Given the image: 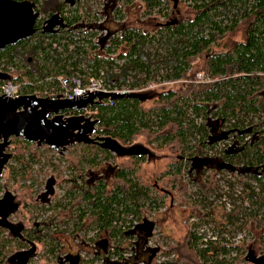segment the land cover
<instances>
[{"label": "trees", "instance_id": "obj_1", "mask_svg": "<svg viewBox=\"0 0 264 264\" xmlns=\"http://www.w3.org/2000/svg\"><path fill=\"white\" fill-rule=\"evenodd\" d=\"M65 1L74 3V0ZM189 1L194 17L176 24H173V20L167 22L161 26L163 28L159 32L167 39L165 44L168 54L164 62L166 69L170 71L166 73L167 81L191 79L194 83L195 72L202 73L208 80L206 83L187 86L182 95L175 91L156 92L144 89L145 81L138 76L144 74L148 79L147 77L152 74L151 54L147 51L146 45L152 44L155 40L154 37L149 38L140 31L126 30L121 38H116L107 24L95 26V29L106 31L108 34L101 39V47L106 39L111 37V44L107 48L108 54H115L121 47L123 50L116 58L96 56L88 60V45L92 50L96 49L97 45L92 44L88 38L93 36L91 34L88 36L74 34L77 29L74 25L79 20L77 9L70 18L47 15L46 20L39 19L36 25L37 33L34 36L0 51V67L3 66L2 68L8 73L7 78L1 83L17 85L19 95L51 98L63 93L60 83L62 80H67L69 89L72 90L75 81H80L82 87H85L92 80L102 79L110 92L125 91L130 97L106 100L102 105L92 107L85 113L69 111L65 115L87 116L91 113L92 117L99 121L96 133L99 137L107 138L125 148L136 146L147 149L152 154H155L153 149L162 152L183 148V151H192L189 155L191 158H188L191 168L208 167L211 170L209 178L212 181L217 173L227 171L218 169L219 164L225 163L234 167V171L227 172L246 176L262 188L264 186L262 176L264 172V0ZM36 2L37 12L42 11L43 14L48 11H60L65 6V2L61 4L59 0H36ZM144 2L148 9L161 4L160 0H144ZM47 19L52 20L49 25L53 26L51 30L42 27ZM56 26L59 30L55 29ZM69 28L72 29L68 30ZM239 29L243 32L241 42H230L229 45L219 43L228 33L232 34ZM194 61L201 62V65L195 67V72L189 75L188 71L193 67ZM155 71L158 74V68ZM146 101H154V105L145 107L143 103ZM210 106H213L214 110H211ZM191 109L196 116L201 115L204 124L198 126L194 123V118L189 119L188 110ZM209 114L216 118L212 124L207 118ZM211 125L214 126L213 135L209 136L207 127ZM225 125H228L227 131L222 129ZM195 131L201 138L196 146H187V138ZM242 136H251V142L243 143L235 151H229L228 147L219 159L202 157L205 140L208 139L207 144L211 145L213 142L225 141L230 137L238 139ZM139 137L146 138L148 146L151 145L153 149L138 143L134 144ZM258 141H261L260 148L254 145ZM235 143L237 142L233 141L232 145L235 146ZM33 148L32 144L21 140L14 139L11 144L14 164L20 165L24 162L23 169L28 176H30L31 164L38 159L39 150ZM44 149L46 153L48 148ZM27 154L29 160L26 159ZM99 157L102 159L99 160ZM183 158L184 152L180 155V160ZM117 159H124L125 162L119 169L114 170L110 185L99 181L93 187H85L78 182L86 170L98 168L102 163L109 166L110 160L115 163ZM150 159L142 153L120 157L117 153L97 146H82V153L77 158L69 159L70 166L77 172L76 177H71L70 181L73 185L67 192L68 204L77 206V214L73 215V218L77 219L74 230L80 229L84 220L90 222L91 224L88 225L94 227L97 235L103 233L106 235L107 243L115 241L116 252H119L128 238L124 237L121 228L115 224L123 221L120 214L118 216L115 214L120 211L131 213L141 221L143 211L151 213V208L145 207L144 202L148 201L152 205L153 200H156V197L152 198L147 190L148 183L138 176L142 164ZM84 165L87 169H83ZM184 166L180 165L177 170L179 178L182 177ZM110 169L113 171L111 166ZM246 169L250 172L241 173ZM7 171L13 175V178L18 174L17 168L13 165H8ZM253 184L244 182V192L249 204L257 208L236 210L229 222L243 215L244 218L238 220L241 221L240 228L246 229L256 246V251L253 252L259 259V264H264V195L262 192H256ZM56 206L59 208L63 204ZM147 223L144 219L137 226L140 233L139 247L130 264H138L140 261L150 264L153 258L152 253L143 251L142 247L145 242L144 236L147 238L148 235ZM29 238H17L9 232V229L0 228V264H6L5 261L15 258H22V261L25 259V264L29 261H26L28 252L18 253L12 250V244L16 248H21L23 242L30 244L34 241L50 247L49 242L42 238L31 236ZM199 240L197 235L189 233L183 245L179 249L171 248L170 253L179 254V261L184 260L191 264H228L224 257L230 253H234V257L229 264H243L247 262V254L249 256L253 253L250 244L246 242L233 247L227 243L214 241L208 242L206 248H198ZM48 252L53 254L54 249L50 247ZM219 256L223 257L220 261L217 260ZM68 259L72 262L70 264H88L79 258L68 257ZM56 262L59 264V261Z\"/></svg>", "mask_w": 264, "mask_h": 264}, {"label": "rangeland", "instance_id": "obj_2", "mask_svg": "<svg viewBox=\"0 0 264 264\" xmlns=\"http://www.w3.org/2000/svg\"><path fill=\"white\" fill-rule=\"evenodd\" d=\"M59 2L61 4L65 2L62 10L48 11L44 14L41 11L39 13L40 19L44 20L47 15H53L57 18L58 16L70 18L74 10L77 9L79 20L74 25V28H77L74 34L87 36L91 34L93 36L88 38H90L92 44L97 45V48L93 50L88 45V60H92L96 56L116 58L123 50V47H121L115 54L107 53V48L111 44V37L110 39L107 38L103 47H101V39L108 34L106 31H100L94 27L107 24L108 29L114 33L116 38H121L126 30L140 31L141 34L148 35L149 38L154 37L155 41L146 45L147 51L151 54L152 74L147 77L148 79L144 74L141 77L138 76L139 79L145 81L144 89L156 92L175 91L177 94L182 95L187 86L208 82L202 73L195 72V67L201 65V62L198 61H194L192 63L193 67L188 71L189 75L195 72V84L191 79L175 81L165 79L166 73H170L164 65L165 56L168 54L167 45L165 44L167 39L165 35L161 36L159 32L163 28L161 26L167 22L173 20V24H176L177 22L191 20L194 17L189 0H160L161 4L153 9H148L144 0H74V3L59 0ZM117 12L120 13L117 14ZM227 22L229 23V20ZM55 29L59 30V27L56 26ZM70 29L72 28L68 30ZM242 34L241 29L232 34L228 33L219 43L229 45L230 42H241L243 40ZM156 68H158V74H156ZM11 70L12 68L9 69V71ZM198 76H202L200 80L197 79ZM143 104L145 107H152L154 101H146ZM196 104L200 105L202 103ZM210 109L214 110V107L210 106ZM188 115L189 119L194 118L196 125L201 126L204 124L201 115L196 116L192 113V109L188 110ZM207 118L211 124L216 121L212 114H209ZM227 126L225 125L222 128L223 131H227ZM213 127L212 125L207 127L209 136L213 135ZM200 138L201 136L195 131L193 135H189V138H187V146H196ZM251 140V136H242L238 139H231L230 137L225 141H217L209 145L207 139L203 147L202 157L219 159L228 147H231L229 151H235L243 143H250ZM233 141L237 142L235 146L232 145ZM260 142L254 143L256 148L262 146ZM135 143L153 149L151 145L148 146L147 139L144 137L137 138L134 141ZM153 144L156 145L154 141ZM32 145L35 149L37 148L34 144ZM82 146L85 145H74L62 156L50 148L45 153L44 148L47 147L37 148L39 150L38 159L37 162L31 164V177L23 169L25 163L16 165L13 158L8 165L15 166L18 174L14 178L7 170L3 174L0 188L6 182L7 192L15 196L16 201L20 204L17 212L9 218L10 223L20 224L24 227V232H21L22 237L27 239H30V236L32 238H42L49 242L50 247L54 249V253L51 254L48 252L49 246H44L42 243L37 244L34 241L30 244L23 242L21 248H16L12 244L11 249L18 253L34 251L27 264H58L56 261L64 264L65 259L68 257L72 259L79 258L84 262H88V264H130L129 262L136 255L139 247L138 238L140 233L137 226L144 219L154 223L152 237L149 240L144 236L145 242L142 246L143 251L151 252L153 255L150 264L167 262L170 264H191L184 260L179 261V254L170 253L171 248L179 249L183 245L189 233L197 236L202 234L205 239L215 237L218 242L227 243L233 247H238L246 242L250 244L249 247H251L252 252L256 251V246H254L253 240L247 234L246 229L240 228L241 221L238 220L243 219V215L237 216L233 222H229V219L236 210H255L257 208L249 204L244 192V182L254 183L255 191L262 192L263 195L264 186L261 188L259 184L249 180L248 177L227 171L217 173L212 181L209 178L211 170L208 167L195 166L191 168V162H188V158H191L189 155L192 151H183V148L181 150L177 148L175 151L169 149L162 152H156L153 149L155 151L153 158L140 167L138 176L148 183L149 188L147 190L152 198L156 197V200H153L152 205L148 201L144 202L145 207L151 208V213L143 211L141 221H138L131 213L127 214L120 211L115 214V216L120 214V218L123 220L118 223L115 222V224L121 228L124 237L128 238L120 247L119 252H116L117 244L115 241L107 243L106 235L104 233L97 235L94 227L88 225L90 222L84 220L81 228L74 230V223L77 219L75 220L73 215L77 214V206L68 204L67 192L73 185V182L70 181L72 180L71 177H76L77 172L70 166L69 159L77 158L82 153ZM183 152L184 158L180 160V155ZM26 159L29 160L28 154ZM100 159L102 158L99 157ZM124 162V159H117L115 163L110 160L109 166L102 163L98 168L86 170L80 178L78 177V182L85 187H93L99 181L110 185L114 170L119 169ZM180 165H185L182 168L181 178L177 176ZM83 169H87V166L84 165ZM262 176L264 178V172H262ZM60 203L63 206L57 208L56 205ZM85 226H87L86 229ZM203 244H205L204 241L199 240L197 247L206 248L208 246V244L204 246ZM254 252L249 256L246 252L247 262L243 264H249L248 262L252 258L257 259ZM233 257L234 253H230V255L224 257V260L229 264ZM222 259V256L217 258L219 261ZM138 264L146 263L140 261Z\"/></svg>", "mask_w": 264, "mask_h": 264}, {"label": "water", "instance_id": "obj_3", "mask_svg": "<svg viewBox=\"0 0 264 264\" xmlns=\"http://www.w3.org/2000/svg\"><path fill=\"white\" fill-rule=\"evenodd\" d=\"M38 14L34 5L28 1L14 2L0 0V50L32 37ZM46 29V28H45ZM6 79V78H5ZM42 98L36 95H20L17 98L0 97V176L6 170L13 155L10 147L13 140L34 144L37 148L47 147L62 156L74 145L97 146L117 153L120 157L144 154L153 158V154L136 146L125 148L117 143L96 135L99 121L90 116L78 114L66 116V112L85 113L89 108L102 105L106 100L130 97L129 93H88L84 98L62 99ZM219 170L234 171L231 165L221 163ZM242 170L241 173H249ZM6 205L0 202V224H7ZM150 225V226H148ZM153 224L147 223L148 232ZM10 232L16 229L8 223ZM33 250L27 253L31 257ZM259 259H250V263L259 264Z\"/></svg>", "mask_w": 264, "mask_h": 264}, {"label": "built area", "instance_id": "obj_4", "mask_svg": "<svg viewBox=\"0 0 264 264\" xmlns=\"http://www.w3.org/2000/svg\"><path fill=\"white\" fill-rule=\"evenodd\" d=\"M202 76H198L197 79L200 80ZM61 89L63 90V93L61 94V98L62 99H69V100H73V99H78V98H84L88 93H98V92H103V93H113V94H118V95H125L128 94L125 91L119 92V91H114V92H110L102 79L99 80H92L87 86L82 87L81 82L80 81H75V87L71 90L69 89V82L67 80H62L61 82ZM19 89L17 87V85L12 84V83H6L3 85H0V97L4 96L6 98H17L19 95L18 93ZM56 97H51V99H55ZM87 116L92 117V114L89 113V115L87 114ZM231 147H229L230 149ZM147 220V219H146ZM148 223H152L151 221H148ZM153 224V228L150 232H147V238L152 237L153 231H154V223ZM139 226V225H138ZM197 237L200 238V240H203L205 244H208V242H216L217 239L215 237L212 238H208L205 239L204 236H202V234L198 235ZM203 244V246L205 245Z\"/></svg>", "mask_w": 264, "mask_h": 264}, {"label": "flooded vegetation", "instance_id": "obj_5", "mask_svg": "<svg viewBox=\"0 0 264 264\" xmlns=\"http://www.w3.org/2000/svg\"><path fill=\"white\" fill-rule=\"evenodd\" d=\"M14 2H24V1H28L30 3H32L34 5V11L35 13L38 14V18H37V21L35 23V33L34 35L37 33V29H36V25L40 19V16H39V13L37 12V8H38V3L36 2V0H13ZM52 23V20L50 19H47V21L43 22V25L42 27L43 28H46L47 30H51L53 26H49L50 24ZM33 35V36H34ZM31 38V37H30ZM29 39V38H28ZM22 42V41H21ZM13 46V45H11ZM9 47V46H8ZM7 48V47H6ZM5 48V49H6ZM3 49V50H5ZM3 50H0V51H3ZM30 61V60H29ZM3 66L0 67V85H3L1 82L7 78V75L8 73L5 72V70L2 68ZM6 170H7V167H6ZM6 170L2 173V175L0 176V181H2V177H3V174L6 172ZM3 191V192H2ZM2 192V193H1ZM0 202L5 204L6 205V211L7 213L10 212V216L7 218V224L3 223V224H0V228L1 229H5L7 230L8 228L6 226H8V223L15 226L16 229L13 230V232H10L12 235L16 236L17 238H21L23 239V237L21 236V232L24 231V227L20 224H12L10 223L9 221V218L14 215L17 210L19 209L20 207V204L16 201V198L15 196H13L11 193L7 192V187H6V182L5 184L0 188ZM33 255V254H32ZM31 255V256H32ZM31 257H28V260L30 259ZM25 260V259H24ZM24 260L22 261V258H15V259H9L7 261H5L6 264H25L24 263ZM65 263L64 264H70L72 263L68 258L65 259L64 261ZM59 264H62L61 262H59Z\"/></svg>", "mask_w": 264, "mask_h": 264}]
</instances>
